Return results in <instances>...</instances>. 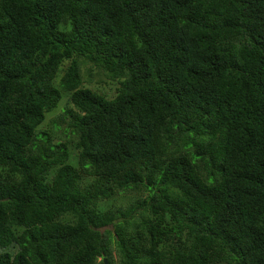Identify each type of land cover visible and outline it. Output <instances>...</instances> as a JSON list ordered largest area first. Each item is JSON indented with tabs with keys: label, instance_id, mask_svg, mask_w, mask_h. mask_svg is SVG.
Returning a JSON list of instances; mask_svg holds the SVG:
<instances>
[{
	"label": "trees",
	"instance_id": "trees-1",
	"mask_svg": "<svg viewBox=\"0 0 264 264\" xmlns=\"http://www.w3.org/2000/svg\"><path fill=\"white\" fill-rule=\"evenodd\" d=\"M103 259L264 264V0H0V264Z\"/></svg>",
	"mask_w": 264,
	"mask_h": 264
},
{
	"label": "rangeland",
	"instance_id": "rangeland-1",
	"mask_svg": "<svg viewBox=\"0 0 264 264\" xmlns=\"http://www.w3.org/2000/svg\"><path fill=\"white\" fill-rule=\"evenodd\" d=\"M84 79L90 80L88 82V87L93 90H100L99 92H105L108 95H113L116 89V85L104 77L96 76V69L89 65H85L82 69ZM102 80V82H100ZM68 109L67 97L64 96L58 107L46 116L45 122L40 126L39 131H56V135L62 142L71 141L72 136L70 132H63V130L68 127V117L65 116V110ZM57 128V129H56ZM66 133V134H65ZM57 139V138H56ZM60 141V140H59ZM69 149L72 151V144L68 145Z\"/></svg>",
	"mask_w": 264,
	"mask_h": 264
},
{
	"label": "water",
	"instance_id": "water-1",
	"mask_svg": "<svg viewBox=\"0 0 264 264\" xmlns=\"http://www.w3.org/2000/svg\"><path fill=\"white\" fill-rule=\"evenodd\" d=\"M104 264H107L106 259H103Z\"/></svg>",
	"mask_w": 264,
	"mask_h": 264
}]
</instances>
